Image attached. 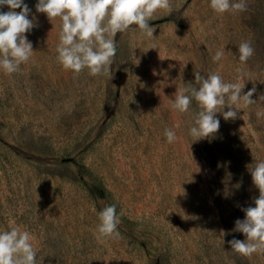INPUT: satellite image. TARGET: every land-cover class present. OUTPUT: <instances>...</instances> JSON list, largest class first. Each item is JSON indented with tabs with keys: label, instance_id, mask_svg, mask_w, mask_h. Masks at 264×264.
I'll list each match as a JSON object with an SVG mask.
<instances>
[{
	"label": "rangeland",
	"instance_id": "obj_1",
	"mask_svg": "<svg viewBox=\"0 0 264 264\" xmlns=\"http://www.w3.org/2000/svg\"><path fill=\"white\" fill-rule=\"evenodd\" d=\"M37 2L24 0L33 56L17 73L0 70V230L29 231L37 264H264V254L227 243L246 238L235 221L259 196L246 166L264 159V0L223 14L210 0H171L170 15L157 10L149 21L153 37L135 25L116 34L98 76L57 61L60 19ZM246 40L254 55L241 64ZM194 71L239 77L244 93L256 87L254 104L236 119L217 113L218 132L197 142V103L187 113L170 107L178 88L195 86ZM165 128L176 132L171 144ZM113 204L120 238L101 244L97 212Z\"/></svg>",
	"mask_w": 264,
	"mask_h": 264
},
{
	"label": "clouds",
	"instance_id": "obj_2",
	"mask_svg": "<svg viewBox=\"0 0 264 264\" xmlns=\"http://www.w3.org/2000/svg\"><path fill=\"white\" fill-rule=\"evenodd\" d=\"M4 6L9 10L3 11ZM209 7L219 14L243 12L247 10V2L210 0ZM35 9L46 14L50 21L60 19L56 59L62 67L76 74L87 69L90 75L98 76L107 74L116 55L117 33H123L135 25L143 35L153 37L155 27L150 26L149 21L157 19L154 13L164 10L170 15L173 6L171 0H38ZM30 12L24 0H0V70L6 74L19 72L20 65L33 56L32 43L25 35L35 27L33 20L29 19ZM237 47L239 61L241 64L247 63L254 55L251 41H243ZM148 49H156V46ZM223 57L224 50L220 49L212 60L218 62ZM193 74L195 86L189 83L186 87L178 88L170 101V107L179 113L189 112L193 100L197 103L199 110L193 113L189 129L192 142L218 132L220 120L217 113H221L226 121L236 119L238 109L256 102L252 99L256 92L255 85L244 93L245 84L239 82V77L237 82H225L219 72L204 75L194 71ZM225 106L227 111L224 110ZM256 115L258 118L264 117V108L258 109ZM164 135L169 144L177 139L172 128H165ZM246 167L253 185L259 190V196L253 200L255 206L241 209L245 213L244 219L235 221L234 231L243 233L246 238H233L227 243L236 253L251 258L253 254H264V159H257ZM120 215L115 204L97 212L95 234L99 243L120 238ZM33 239L29 231L17 226L0 230V264H37L38 249L34 247Z\"/></svg>",
	"mask_w": 264,
	"mask_h": 264
}]
</instances>
